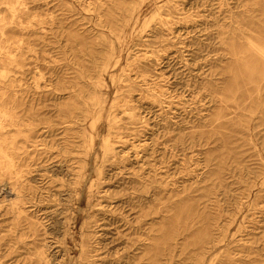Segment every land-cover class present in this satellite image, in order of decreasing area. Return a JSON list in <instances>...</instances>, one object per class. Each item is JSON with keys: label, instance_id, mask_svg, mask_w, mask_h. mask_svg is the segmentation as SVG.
Listing matches in <instances>:
<instances>
[{"label": "bare ground", "instance_id": "1", "mask_svg": "<svg viewBox=\"0 0 264 264\" xmlns=\"http://www.w3.org/2000/svg\"><path fill=\"white\" fill-rule=\"evenodd\" d=\"M41 1L0 0V185L10 192L8 196L3 195L4 191L0 193V233H6L0 235V250L10 244L9 253H13L23 246L29 256L27 264H51L52 240L58 236L57 242L62 243L71 235L64 224L50 226L47 220L36 215L40 190L55 182L60 183L59 187H66L65 192L50 195L63 204L59 214H65L75 185L83 181L90 168L95 172L100 169L96 159L92 158L91 166L88 163L92 142L88 121L106 112L109 137L103 140L104 160L119 163V158L124 159L128 154L126 150L137 146L132 144L129 148L127 140H121L123 133L118 134L117 141L112 139V129L118 128L113 118L115 111L120 108L123 113L128 112L129 125L140 123L141 115L129 105L131 92H148L146 85L131 82L129 59H126L127 67L119 69L118 74L111 65L113 36L108 34H115V39L124 34L136 17L138 6L134 0H83L76 3L83 13L73 3L65 11L60 5H54L56 10L53 7L41 12L38 5ZM252 5L254 11L264 9V0H254ZM164 8L157 7L152 18L167 28V33L158 36L161 27L155 25L151 38H161L167 45H174L177 35L168 26L174 11L168 7L165 13ZM57 10L61 14H55ZM245 17L256 16L251 12ZM78 19L91 26L90 36L100 50L86 60L83 51L81 57L70 52L74 45L85 46L84 37L76 31ZM241 25L244 26L235 20L229 23L238 30L241 42L222 45L225 54L208 58L209 65L197 77L207 92L208 107L218 104L214 95H219L218 106L224 103L225 108L231 107L235 119H226L228 113L219 109L209 118L204 115L185 124L224 128L228 133L221 137L219 132L189 135L177 132L173 138L180 152L212 144L204 159V169L195 174L189 186H180L183 177L190 174L185 164L177 162L164 174L170 178L165 180L155 169H144L139 164L141 160H136V152L135 161L129 164L131 167L127 166L128 162L119 173L122 176L127 173L126 169L133 170L128 172V187L119 189L118 184L108 194L114 201L110 203L111 213L127 204L133 215L134 232L139 237L130 243L131 250L125 261L131 264H210L225 257L232 264L236 260L231 257L240 253L243 256L238 261L250 260L251 246L255 243L252 237L248 238L250 233L243 236L242 224L238 225L243 242L238 247L242 249L231 250L226 239L235 219L222 216L239 213L250 198L251 185L257 189L255 199L264 204V164L261 162L264 154L256 156L253 151L256 144L246 140L245 127L257 117L264 118V21L251 22L247 28L238 29ZM32 29L43 33L33 35ZM69 30L68 36H64ZM33 36L35 40L30 41ZM228 36L225 34L226 41ZM48 53L50 58L43 56ZM154 66L153 62L141 63L139 73L154 75ZM107 78L113 86L110 100ZM251 156L255 158L249 161ZM133 163L139 164L138 171L132 167ZM119 174L114 173L108 179ZM114 186L109 184L108 188ZM226 202L223 207L222 203ZM88 205L92 207V203ZM22 217L32 227L31 232L24 231L25 239L18 232L22 230ZM9 218L10 223L2 226ZM10 237H16L15 241ZM235 239L232 236V241ZM88 253L82 252L85 257ZM7 263L0 258V264Z\"/></svg>", "mask_w": 264, "mask_h": 264}, {"label": "rangeland", "instance_id": "2", "mask_svg": "<svg viewBox=\"0 0 264 264\" xmlns=\"http://www.w3.org/2000/svg\"><path fill=\"white\" fill-rule=\"evenodd\" d=\"M82 1L42 0L38 5L41 12H44L47 8L53 9V7L56 10L54 5H60L61 9L65 11L70 3H73L79 13H83L76 4ZM253 1L141 0L140 3L139 0L133 1L138 6L136 17L130 21L124 34L119 39H115L113 33L108 34V36H113L112 69L118 74L119 69L127 67L126 59H129L127 63L131 64L130 69L132 71H129L131 82L133 84H144L148 89L146 93L141 90L131 92L129 105L135 113L141 115L142 121L140 123L129 125L128 112L123 113L120 108L115 111L113 117L118 127L112 129L113 135L111 137L114 142L117 141L118 134L123 133L124 137L121 140H127L130 144L129 148H132V144L137 148L126 150L128 154L124 159L119 158L121 161L119 163L105 161L103 140L109 137L104 114L106 112H103V115L98 119L88 121L87 128L92 133V142L89 143L91 149L87 159L90 166L92 158L96 159L97 166L100 169L95 172L90 168L89 170L92 171L88 170L83 181L75 185L69 208L65 214H59L58 211L63 208V204H59L57 197L50 198V195L58 191L65 192L66 187H59L60 183L55 182L45 187L46 189L40 190L38 196L36 215L40 219L47 220L50 226L56 224V226L61 227L64 224L65 228L68 227L71 232V235L66 237L64 245H62L64 242H57L58 236H55L52 240L50 251L53 257L51 264H131L125 261L131 250L130 243L139 237V234L134 232L133 215L127 204H123L111 213L109 211L110 203L114 201L108 198V194L112 192V189L117 188L118 184H120L119 189L128 187V172L133 170L131 168L126 169L127 173L122 176L119 173L128 162L127 166L131 167L129 164L135 161L136 152V160H141L139 164H142L141 166L144 169H155L157 173L163 175L161 178L165 180L170 178H167L164 174L171 171L177 162L179 165L185 164L190 174L183 177V181L179 183L180 186H189L194 181L195 174L204 169V159L212 144L207 147H197L193 150L187 148L180 152L175 148L173 138L177 132L182 135L198 132H219L222 135L221 137L228 133L225 132L224 128L217 129L212 128V126L190 127L185 124L194 119L202 118L204 115L209 118L219 109H224V112L228 113L226 119H235L231 107L225 108L224 103H222V106H218L219 95H214L218 99V104L208 107L207 92L201 86L197 77L209 65L206 62L208 58L225 54L222 45L226 46L234 41L241 42L238 30L229 26L231 20L244 24L238 29L247 28L251 22L264 21V9L261 7L259 10L254 11L252 9ZM90 2H93V0ZM162 5L165 7L162 9L165 13L168 11L166 9L168 7L174 11L168 21V26L177 35L174 45H167V41L161 38H151V33L157 26L161 27L158 36L167 33V28L158 25L156 19L152 18L156 8ZM251 12L256 17L246 18L245 15ZM55 14H61V11L57 10ZM66 15L65 12L64 16ZM43 18H46V16H43ZM75 27L77 34L84 37L85 46L73 44L74 48L71 47L70 52L74 51L75 54L77 53L81 57V51H83L85 54L84 60L89 55L95 57L99 54L100 50L93 44L95 40L89 33L91 26L85 20L78 19ZM31 31L33 35L43 33L38 29H32ZM70 31L65 32L64 36L67 37ZM225 34L229 35L228 41L224 39ZM47 38H51L50 35H47ZM165 38L168 37L165 35ZM34 40V36L30 37V41ZM43 56L50 58L51 55L48 53ZM150 62L155 65L154 75H141L138 65ZM106 89L110 100L113 95V86L108 78L106 79ZM208 108L210 109L206 110ZM245 127L247 129L246 140L256 144L253 148L256 156L264 154V118L257 117L255 121L250 122ZM117 145L113 143V146ZM121 154L123 155L124 152ZM254 158V156H251L248 157V160L252 161ZM261 162L264 164V159ZM139 164L133 163L132 167H135V171L139 170ZM114 173L119 175L116 178L111 176L109 180L108 177L114 175ZM109 184L113 186L115 184V186L110 189L108 188ZM250 189V198L246 202L243 200L245 203L237 215L234 216L233 212L222 214L225 219L230 220L233 217L235 219L230 225V234L226 239V244L230 245L231 250L242 249L240 246L238 247V245L243 244L240 240L241 237H239L240 232L237 230L238 225L242 224L240 231H242L243 236L250 233L251 236H248V238L252 237L251 240L255 241L251 246L250 260L246 263L238 261L243 256L240 253L231 257L236 260L232 264H264V204L261 200L255 199L256 187L251 185ZM106 190H108L107 193H104ZM3 191V195H10L9 189L0 185V193ZM232 200L234 199L231 198ZM89 203H92V207L88 205ZM226 205L227 202L222 203L223 207ZM64 215L66 220H63ZM10 221L9 218L1 225L5 226ZM21 221L22 230L18 232H21V239H25V236H23L24 231L26 233L31 232L32 227L31 223H26L23 217ZM4 234H6L4 231L0 233V235ZM232 236L236 238L234 241H232ZM15 239L16 237H13V242ZM181 243H183L182 240ZM8 245L10 246V244ZM9 246L1 248L0 258L3 261L6 260L7 264H27L26 261L29 260V256L25 253L23 246L20 245L19 249H16V252L13 253H9L11 251ZM83 251L89 252L88 256L85 257L82 254ZM4 253L7 254L4 255ZM210 264L231 263L225 257Z\"/></svg>", "mask_w": 264, "mask_h": 264}]
</instances>
